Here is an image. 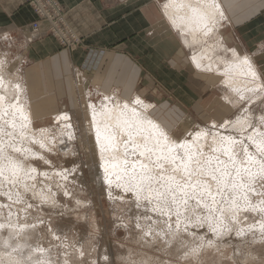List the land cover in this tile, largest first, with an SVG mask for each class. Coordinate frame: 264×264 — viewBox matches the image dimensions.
<instances>
[{
    "label": "rangeland",
    "instance_id": "obj_1",
    "mask_svg": "<svg viewBox=\"0 0 264 264\" xmlns=\"http://www.w3.org/2000/svg\"><path fill=\"white\" fill-rule=\"evenodd\" d=\"M206 29L209 28L206 27L203 31ZM188 32L192 34V32ZM201 37L200 41H197L198 49L204 50L206 46L212 50L218 45L225 47L215 32L206 37L201 34ZM25 46V42L13 34L0 35V62H3L1 70L4 72L2 77L6 76V79L14 77L12 80L16 82V85H19L18 88H14V96L12 95L8 102L18 104L22 108L29 107L23 77V61L21 60ZM221 50L214 53L215 57L210 56L212 59L201 56V60L209 65L210 63L207 61L211 62L214 60L213 58L216 61L220 58L224 61L232 60V51ZM187 55L189 61L192 62L190 50ZM216 66L218 67H215L214 70L221 73L218 75L220 81L224 80L225 82V79H222V74L224 78L228 74L230 79L243 80L245 83L254 82L247 75H239L238 79L235 78V75L227 72L229 71L227 67L224 70V66L220 62ZM256 71L259 84H252L250 89L237 91L232 87V90L228 86L225 88L224 82H222L223 90L225 93L228 92L226 95L228 101L232 105H236L235 114L227 119L226 123L228 124L223 126L224 128L221 126L225 124V121L219 124H195L193 126L189 124L190 126H187L194 130L192 133L203 131L207 135L208 149L205 147L204 150H201L202 154H206L202 155L201 159L208 155L217 156L212 151L214 143L211 133L214 132L216 135L221 131L234 135L237 141H243V146L249 152L256 153L255 145L248 139L254 130L264 132V122H262V118H264V76H261L257 69ZM80 90L81 108L78 111L68 112L71 114L68 121L58 120L57 117L60 115L58 114L50 125L36 128L34 131L39 133L44 144H47L46 146L33 143L31 149L33 152L35 151L34 155L25 156V158L20 152H13L10 149L6 151L7 155L22 162L25 167L34 168L36 171L31 172L23 183L14 182L12 185H10L11 183L6 185L7 187L1 185L5 188V193L0 192V224L4 225L3 228H0V264H7L3 257L17 256L20 253L26 256L27 252L33 253L38 261L36 264H264V231L260 227L262 223L264 224V213L258 211L255 212L256 215L253 211L242 209L238 212L236 221H232L231 213L226 212L224 225L230 227L231 231H225L223 225L217 223L218 228L220 227L218 237L215 235L217 232L214 234L208 224L202 222L193 226L183 224L181 226L180 224L175 227L178 220L174 214L168 219L169 223L175 224L171 227L167 224L165 217L162 221H160L161 219L152 221L153 217L150 214L147 218V213L141 212L139 203L142 200H138L139 197H136L133 192L123 191L113 182L109 184L102 180L97 169L100 159L95 137L90 130V115L86 117L85 111L94 108V112H102L106 110L107 105L110 108L120 106L117 109H122L123 104H132L133 101L101 94L93 88L86 92L83 88ZM164 96H168V93L166 92ZM148 104L152 106L150 103ZM115 105L117 106L115 107ZM104 108L105 110H103ZM10 116L7 115L9 119H11ZM7 117L5 121H11L7 120ZM237 120L254 127H246L241 130V125L237 124ZM213 129L215 130L211 131ZM115 130L113 129V133L116 136L119 135L120 132ZM73 134L74 136H72ZM123 139L126 140L127 137H123ZM123 139L120 140L123 142L125 141ZM191 139V135H187V140L193 143ZM68 143H72L71 147ZM128 147L127 152L130 151L128 149H131L130 144ZM234 151L242 155L239 143L234 146ZM36 152L39 155L35 154ZM219 154L218 156L222 160L228 159L223 153ZM128 159L131 161L144 160L147 163V160L144 157H139L138 154L128 156ZM172 167L165 163L164 169H154V174L163 171L165 176L177 175L176 178L183 183L184 173L182 171L173 173ZM62 173L66 175H62ZM201 179L207 180L208 178L205 176ZM261 183L262 181L257 178L254 186L259 190ZM213 191H215L214 185ZM250 199L253 203H258L259 198L250 194ZM194 206L195 204L190 205L189 209L193 211ZM204 210L200 206L195 207L193 212L197 211L198 215L205 216ZM217 214L219 213L217 212ZM203 216L201 219L204 221L206 218ZM142 221H144V226ZM254 224L260 229L257 230V226ZM240 227H243L244 233L238 237L236 231ZM11 230L18 234L13 241L22 244L21 247L13 248L12 245L4 244L9 232H13ZM210 241L211 243H209ZM194 249L196 251H193Z\"/></svg>",
    "mask_w": 264,
    "mask_h": 264
},
{
    "label": "crops",
    "instance_id": "obj_2",
    "mask_svg": "<svg viewBox=\"0 0 264 264\" xmlns=\"http://www.w3.org/2000/svg\"><path fill=\"white\" fill-rule=\"evenodd\" d=\"M59 1L82 39L70 51L53 36L33 33L37 17L24 0H0V35L13 34L26 44L21 60L35 129L50 125L58 114L78 111L80 88L126 101L139 97L152 105L149 115L170 133L179 126L219 124L235 114L236 105L226 99L224 80L213 65L229 67L234 50L264 76V0H216L222 9L219 29L209 31L205 25L209 29L196 33L172 22L165 11L168 0ZM212 32L226 48L198 49L201 34ZM221 49L232 51V60L213 58L209 66L193 61L194 56L214 57ZM89 50L105 52L96 70L85 69Z\"/></svg>",
    "mask_w": 264,
    "mask_h": 264
},
{
    "label": "bare ground",
    "instance_id": "obj_3",
    "mask_svg": "<svg viewBox=\"0 0 264 264\" xmlns=\"http://www.w3.org/2000/svg\"><path fill=\"white\" fill-rule=\"evenodd\" d=\"M221 8V7H220ZM219 8L218 3L216 2V0H168L167 3L165 4V11L167 13V16L172 20V22L179 23L178 25L184 29H189L192 30L193 33L196 32H203V29H205V25H210V31H215L218 30L220 27V16H221V10ZM193 9H195L196 11L194 12ZM201 16H205L207 17V19L205 21H201L200 17ZM207 27V26H206ZM180 29V28H179ZM221 31V30H220ZM199 34V33H198ZM200 35V34H199ZM186 36V35H184ZM183 37V36H182ZM201 38V37H200ZM199 39V38H198ZM186 40V38H185ZM204 40V39H203ZM184 41V40H183ZM188 41V40H187ZM186 42V41H185ZM188 44V43H187ZM186 44V47H187ZM192 46V45H191ZM212 46V45H211ZM208 50V49H207ZM213 50V49H212ZM216 50V49H215ZM201 51V50H200ZM209 51V50H208ZM222 51V50H221ZM199 53V52H198ZM202 53V52H201ZM203 54V53H202ZM213 54V52H212ZM196 55V54H193ZM208 55V54H207ZM204 56V55H203ZM210 56V55H208ZM207 57V56H206ZM215 57V56H214ZM224 57V56H223ZM210 58V57H209ZM236 55L234 56V61L235 63L230 64L227 72L232 73L233 75H235L237 78L239 75H247L249 76L252 80H254V82H244L243 80H234V79H230L229 75L225 76V88L228 86L229 88L232 89L235 88L237 89V91L239 89H250L252 87V84H259L258 83V74L254 68V66L252 65V63L249 61V64L251 66L252 71H254L256 73V76L253 77L252 75L249 74L248 72V65H240L239 64V58ZM200 56L196 57L194 56L193 61L195 62V64L197 66H200ZM212 59V58H210ZM215 59V58H214ZM221 59V58H220ZM206 60V59H205ZM192 61V62H193ZM209 61V60H208ZM218 61V60H217ZM228 61V60H227ZM193 62V63H194ZM216 62V61H215ZM203 63V62H202ZM217 63V62H216ZM224 63V62H223ZM205 64V63H204ZM212 64V63H210ZM203 65V64H202ZM206 65V64H205ZM220 65V64H218ZM195 66V65H194ZM209 66V64H208ZM215 67H218L216 65H213ZM226 66V65H225ZM224 66V67H225ZM228 67V66H226ZM199 68V67H198ZM203 68V67H202ZM226 69V68H225ZM224 69V70H225ZM214 71V70H213ZM212 71V72H213ZM216 71V70H215ZM207 72V71H206ZM210 72V71H209ZM4 72H2L1 70V65H0V77H2ZM215 73V72H213ZM221 74V73H219ZM217 75V74H216ZM233 77V76H232ZM245 77V76H244ZM12 79H14V77H12L11 79H6V76L3 77V82L0 83V86L2 85V87L0 88V96L3 97V100L0 101V148H2V153H0V155H4V156H9L7 155L6 151L7 150H12L14 152L15 148H20V154L25 156H33L34 152L32 151L31 147L33 145V143L35 144H42L44 146H46L43 142V139L40 138L39 133L34 132L36 129H34V122H33V116H32V112L30 110V108L26 107V108H22L21 106H18V104H11L10 102H8V99L12 97V95L14 96V91H15V87H16V82L13 81ZM241 79V78H240ZM223 84V83H222ZM29 85V84H28ZM30 86V85H29ZM260 86V85H259ZM25 89L27 90V88L25 87ZM228 89V88H227ZM233 90V89H232ZM235 91V90H234ZM19 92V91H18ZM23 92V91H22ZM236 92V91H235ZM228 93V92H227ZM231 93V92H230ZM19 94V93H18ZM226 96V95H225ZM231 96V95H230ZM26 98V95H25ZM227 98V97H226ZM20 99V98H19ZM228 99V98H227ZM136 100H140L142 101L141 104H136ZM229 100V99H228ZM232 100V99H231ZM22 101V100H21ZM17 103V102H16ZM20 104V102H19ZM21 105V104H20ZM107 105V104H105ZM118 105V104H117ZM115 105V107L117 106ZM124 105V104H123ZM93 107V106H92ZM112 107V106H111ZM120 107V106H119ZM117 107V108H119ZM106 108V110H105ZM102 111V112H94L93 109L90 108L89 111H85V115L86 117H88L90 115V125L91 128L90 130L93 132L92 134L95 137V141H96V146H97V151H98V158L100 159L99 164H98V170H99V175L100 177H102L101 179L104 180L107 183H114L116 184V186H118L120 189H122L123 191H131L134 193V195H136V197H139L138 200H142L140 201V205L141 206V212L147 213V218H148V214L151 215V217H153L152 221H162V219H164V217L166 218L167 224L171 227L174 226L175 224H171L169 223V217L172 216L173 214L176 216L177 218V225L182 226L183 225H195V224H199V222L202 223H206L208 224V226L212 229V226H216L218 228V221L216 220V217L219 216V214H217V212L213 214L212 218H209L208 216V210L205 209L204 210V215L203 218L204 221L201 219L202 216L193 212L191 209H189L190 205L192 204H196V201L193 199H189L188 201V205H187V211L181 207L180 209V215L179 217L176 214V206L175 205H170L171 211H169V208L163 205L162 201H157L155 199V193L154 192H149L147 190L148 186H149V182L145 181L143 185H141L142 188H144V191H137L135 189L133 190H126V188L129 187V184L127 183V177H124L123 179H118V177L123 176V172H122V168L124 167L120 161H122L125 158V146L123 145L122 140H120L121 138L123 139V137H127V133L122 131L117 123L116 117L119 115V113L121 112V110L123 109H117V108H110V106H106ZM135 109L136 112L139 114V116L142 118L143 121H145V123L142 126V129H147V131H142V135L141 136H137L135 137V139L137 140V142H143V136H147L149 134L155 136L156 132L155 130L151 129V127L146 123L147 121H151L153 124L157 125L159 130H162L163 132H165L169 138L170 142L176 143V144H183L185 141L188 142V146L190 147V150L192 152H199L201 153V150H204L203 148H207V135L206 133H204L203 131H198V132H194L192 133L194 130L189 128V127H181L179 126L176 131L174 133H170L168 132L163 126H161V124L159 122H157L155 119H153L150 115H149V111L151 110L152 106H150L145 100L136 97L132 104H128V109H125V117L124 119H127L129 117H131V109ZM7 115H11V119H9V117H7ZM8 118L7 120H11L8 121L6 123L5 118ZM71 117L70 113H61L60 115H58L57 119L62 121V122H66L68 121V118ZM15 122V127L13 128L12 126V122ZM238 121V120H237ZM5 122V123H3ZM228 122L225 121V124L222 125L221 127L227 125ZM230 122V121H229ZM2 123V124H1ZM69 123V122H68ZM214 124V123H212ZM231 124V123H230ZM238 124V123H237ZM21 125H23V127H21ZM67 125V124H66ZM70 125V124H69ZM236 125V124H235ZM240 125V124H239ZM216 126V125H215ZM214 126V128H215ZM71 127V126H70ZM69 127V128H70ZM114 127V128H113ZM138 129L141 128L140 125L137 126ZM213 127V126H212ZM237 127V125H236ZM241 127V126H240ZM224 128V127H223ZM71 129V128H70ZM97 129L100 130V138L97 139ZM113 129H116L115 131L120 132L119 135H115L113 132ZM206 129V128H205ZM216 129V128H215ZM215 129L211 130L214 131ZM220 129V128H219ZM226 129V128H225ZM231 129V128H230ZM228 129V130H230ZM233 129V128H232ZM235 129V128H234ZM68 130V129H67ZM73 130V129H72ZM70 130V131H72ZM192 130V131H190ZM203 130V129H202ZM208 130V129H207ZM227 130V129H226ZM237 130V129H236ZM47 131V130H46ZM206 131V130H205ZM253 131V130H252ZM58 132V131H57ZM69 132V130H68ZM185 132V133H183ZM219 132V131H218ZM73 133V131L71 132ZM198 133L200 135H198ZM41 134V133H40ZM110 134H114L116 139L115 141H112L110 139ZM253 134V132L251 133ZM43 135V134H42ZM45 135V134H44ZM43 135V136H44ZM92 135V136H93ZM187 135H191L192 139L191 141H193V143H191L190 141L187 140ZM74 136V134L72 135ZM186 136V137H185ZM227 138V137H234V135L230 134V133H224V132H219L215 135V133H211V138L214 144L212 145V147H218L219 146V141L221 138ZM239 137V136H238ZM44 138V137H43ZM235 138V137H234ZM71 139V138H68ZM67 139V140H68ZM236 139V138H235ZM64 140V138H63ZM125 140V139H123ZM208 140V141H209ZM66 141V140H65ZM94 141V140H93ZM209 141V142H210ZM67 142V141H66ZM65 143V142H64ZM69 144V143H68ZM68 144H66L68 146ZM72 144V143H71ZM69 144V146L71 145ZM49 145V144H48ZM63 145V143H62ZM65 146V145H64ZM73 146V145H72ZM61 147V146H60ZM71 147V146H70ZM211 147V148H212ZM43 148V147H42ZM69 149V147H67ZM127 148H129L127 146ZM130 148L128 149L130 151H128L127 153V159L128 156H136V155H132L133 152V148L132 145L130 144ZM64 149H66V147H64ZM208 149V148H207ZM67 150V149H66ZM177 152L180 153V155L182 156L184 153V149H177ZM16 153V152H15ZM40 153V152H39ZM207 153V152H206ZM218 155H220L219 153H223V152H215ZM37 154V152L35 153ZM97 154V153H96ZM205 153H203L204 155ZM39 155V154H37ZM206 155V154H205ZM222 155V154H221ZM209 156V155H208ZM212 156V155H211ZM214 156V155H213ZM12 157V156H11ZM47 158V157H46ZM130 158V157H129ZM220 158V157H219ZM14 159V158H13ZM222 160V158H220ZM16 160V159H14ZM129 160V159H128ZM18 161V160H17ZM131 161V160H129ZM227 161V160H224ZM163 162V161H162ZM22 165L23 163L20 162ZM146 163V161H145ZM4 165V161L0 160V167H3ZM172 165V164H170ZM174 167V165H172ZM172 167V168H173ZM23 169L28 173L27 175H25V171H22L17 177L12 178L11 174L5 170L4 175L0 176V192L3 193L5 190V186L10 184L12 185L13 182H10V180L14 179L15 182H21L23 183L26 179V177L28 175L31 174V168L29 169L28 167H25L23 165ZM107 169V170H106ZM171 170V169H170ZM137 171H139V168H137ZM253 171H255V168H253ZM54 172V171H53ZM155 172V171H154ZM183 172V171H182ZM181 172V173H182ZM34 173V172H32ZM52 173V172H51ZM170 174V173H169ZM45 175V174H44ZM62 175H66L65 173H62ZM180 175V174H179ZM36 176V175H35ZM177 176V175H176ZM178 177V176H177ZM196 177V176H194ZM193 179L195 180L196 178ZM49 179V178H48ZM163 181H160V184H163ZM4 185V187H2L1 185ZM160 184H157L155 181L151 182V188L152 189H157L160 187ZM110 186V185H109ZM113 186V185H112ZM7 187V186H6ZM108 187V186H107ZM111 187V186H110ZM109 187V189H110ZM15 188V187H14ZM7 189V188H6ZM10 191V190H9ZM5 193V192H4ZM10 193V192H9ZM8 193V194H9ZM132 193V194H133ZM12 195V193H11ZM110 195V194H109ZM17 196V195H15ZM112 196V195H111ZM109 198V197H108ZM111 198V197H110ZM217 198V197H216ZM205 200H207V197L204 198ZM228 199L227 194H225V196L222 198L219 196V198H217V201L219 202L216 207L218 208H225V203L224 201H226ZM136 200V199H135ZM136 202V201H135ZM138 203V202H137ZM238 203H240L241 205H243V200L238 201ZM23 207V206H22ZM193 209V208H192ZM243 208H241L242 211ZM202 210V209H201ZM203 211V210H202ZM254 214H256L255 212L258 211H253ZM260 212V211H259ZM172 213V214H171ZM199 213V212H198ZM228 213V212H227ZM261 213V212H260ZM259 213V214H260ZM263 214V213H262ZM261 214V215H262ZM168 215V217H167ZM239 215V214H238ZM257 215V214H256ZM144 216V214H143ZM141 215V217H143ZM140 217V218H141ZM150 217V216H149ZM197 217H199V221H197ZM238 217V216H237ZM264 217V214H263ZM146 219V218H145ZM158 219V220H157ZM224 219H226L224 217ZM139 220V219H138ZM142 220V219H141ZM150 220V222H152ZM144 221H142L141 223H143ZM171 222V221H170ZM147 223V222H146ZM153 223V222H152ZM164 223L165 220H164ZM179 223V224H178ZM260 223V222H259ZM205 224V225H206ZM263 224V223H262ZM140 225V224H139ZM145 224L143 223V226ZM166 225V226H168ZM220 225V224H219ZM255 225V224H254ZM254 225H252L254 227ZM259 225V224H258ZM165 226V227H166ZM208 226L207 229H208ZM230 226V225H229ZM251 226V227H252ZM257 226V225H255ZM142 227V226H141ZM147 227V226H146ZM173 227V228H175ZM184 227V226H183ZM203 227V226H202ZM220 228V227H219ZM218 228V229H219ZM243 228V227H242ZM241 227L239 229H242ZM12 229V228H11ZM15 229V228H14ZM176 229V228H175ZM238 229V230H239ZM251 229V228H250ZM260 229V227L258 228L257 226V230ZM237 230V231H238ZM256 230V229H255ZM5 231V230H4ZM13 232H9L10 234L8 235L7 239L4 240V244L5 245H12L13 248L16 247H21L22 244L13 241V239L18 235L17 233H14V230H11ZM22 231V230H21ZM158 231V230H156ZM191 231V230H190ZM189 231V232H190ZM236 231V232H237ZM246 231V230H245ZM17 232V231H16ZM209 232V231H208ZM213 232V231H212ZM161 233V232H160ZM211 233V232H210ZM216 232H214L215 234ZM222 233V232H221ZM244 233V230H243ZM242 233V234H243ZM17 234V235H16ZM193 234V232H192ZM241 234V235H242ZM219 237V234H215ZM241 235H239L238 237H240ZM252 235V234H251ZM163 236V235H162ZM216 236V238H217ZM204 238V237H203ZM228 238V237H227ZM246 238V237H245ZM256 239V238H255ZM24 241V240H23ZM24 245V244H23ZM15 255V254H14ZM37 255V254H36ZM2 257V256H1ZM38 258V257H37ZM1 259V258H0ZM3 259L5 260L4 262L7 264H36L38 261L36 260V257L33 255L32 252H27L26 256L21 255V253L17 256H13L10 255L9 257H6Z\"/></svg>",
    "mask_w": 264,
    "mask_h": 264
},
{
    "label": "snow or ice",
    "instance_id": "obj_4",
    "mask_svg": "<svg viewBox=\"0 0 264 264\" xmlns=\"http://www.w3.org/2000/svg\"><path fill=\"white\" fill-rule=\"evenodd\" d=\"M195 12L196 10L193 9ZM201 21H205L207 17L201 16ZM210 31V29H209ZM236 52L233 50V56H236ZM239 59V58H238ZM3 62H0L2 65ZM240 65H248V72L253 77L256 73L252 71L249 64L248 58L243 57L239 59ZM3 82V77H0V83ZM18 88L19 85H16ZM3 97L0 96V101ZM142 101L136 100V104H141ZM128 109V105H123V109L116 117L117 123L120 129L127 133V139L123 141L125 145V158L120 161L124 166L122 168L123 176L118 177V179H123L127 177V183L129 187L126 190H137L144 191L141 185L145 181L149 182L147 190L149 192L155 193V199L159 202L162 201L163 205L169 208L170 205L176 206V214L179 217L180 209L183 207L186 211L189 199L196 201L195 207L202 206L204 209L208 210L209 218L213 217L214 211L219 213L216 220L220 225H223L224 230L227 232L231 231V228L224 225V217L226 212H230V219L236 221L238 212L243 208L245 211H260L264 213V132H259L254 130L253 134L248 136V139L252 141L255 145L256 153L249 152L247 148L243 146V141H237L234 137L221 138L219 141V146L214 147L212 151L223 152L227 156V161L221 160L219 156H207L201 159L202 153L192 152L188 146V142L185 141L183 144H176L169 141V138L165 132L159 130L158 126L153 124L151 121L146 123L155 130L156 135L151 134L143 136V142H137L135 137L141 136L142 131H147V129H142L145 121L139 116L136 110L131 109V117L124 119V110ZM264 122V118H262ZM7 123V122H6ZM241 125V130L246 127H254L251 124L245 122L237 121ZM138 125L141 128L138 129ZM13 128L15 127V122H12ZM23 127V125H21ZM198 135H200L198 133ZM100 138V130L97 129V139ZM110 139L115 141L116 137L114 134H110ZM239 143L241 145V153H236L234 151V146ZM131 144L133 148L132 155L138 153L139 157H144L147 160L129 161L127 157V146ZM177 149H184V153L181 156L177 152ZM14 151L20 152V148H15ZM0 153H2V148H0ZM155 157V160H153ZM239 157V159H238ZM0 160L4 161L3 167H0V176L4 175L5 170H7L12 178L17 177L23 169V165L14 160L11 156L0 155ZM163 161V162H162ZM165 163L172 164V172L176 173L178 171H183L184 178L183 183L176 178L175 175L165 176L164 172H158L154 174V169H164ZM139 168V171H137ZM255 168V171H253ZM107 170V169H106ZM32 172L36 170L31 169ZM28 173L25 171V175ZM193 176L197 178L193 180ZM207 177V180L201 179L202 177ZM259 178L262 183L260 189L258 190L254 185ZM155 181L160 184L157 189L151 188V182ZM10 182H15L14 179ZM213 185L215 186V191H213ZM227 194L228 199L224 201L225 208H218L216 205L219 203L216 199L220 196L223 197ZM250 194L258 199V203H253L250 199ZM207 197V200L204 198ZM243 200V205L238 203V201ZM197 217V221H199ZM4 225L0 224V228ZM261 230L264 231V224H261ZM212 231L220 234V230L216 226H212ZM243 229H239L236 234L241 235ZM211 243V241L209 242ZM15 250V249H14ZM193 251H196L195 249ZM18 264V262H17Z\"/></svg>",
    "mask_w": 264,
    "mask_h": 264
},
{
    "label": "built area",
    "instance_id": "obj_5",
    "mask_svg": "<svg viewBox=\"0 0 264 264\" xmlns=\"http://www.w3.org/2000/svg\"><path fill=\"white\" fill-rule=\"evenodd\" d=\"M37 17L32 24L33 33L53 36L61 48L68 51L80 47L82 39L77 36L67 21V12L59 0H24ZM46 24V31L42 25ZM86 70H96L102 62L105 52L89 50Z\"/></svg>",
    "mask_w": 264,
    "mask_h": 264
}]
</instances>
